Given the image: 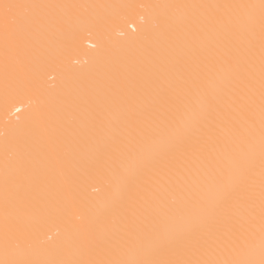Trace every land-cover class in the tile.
Listing matches in <instances>:
<instances>
[{"label": "snow or ice", "instance_id": "snow-or-ice-1", "mask_svg": "<svg viewBox=\"0 0 264 264\" xmlns=\"http://www.w3.org/2000/svg\"><path fill=\"white\" fill-rule=\"evenodd\" d=\"M22 99L0 132V264H264V0H0V108Z\"/></svg>", "mask_w": 264, "mask_h": 264}, {"label": "bare ground", "instance_id": "bare-ground-1", "mask_svg": "<svg viewBox=\"0 0 264 264\" xmlns=\"http://www.w3.org/2000/svg\"><path fill=\"white\" fill-rule=\"evenodd\" d=\"M25 2H42V3H240V2H254L258 3V0H25ZM143 13L139 10L130 12L127 16V21L118 27H114L110 30L109 38L112 41L120 42L131 34L133 27L140 26V16ZM131 29V30H130ZM96 42L95 36H89L86 32L81 36L80 41L76 49L71 52L65 58V64L74 70L87 68L94 56V50L89 47L91 44ZM88 46V47H87ZM56 75L52 73L47 77L46 84L49 87H53L59 83L58 79H53ZM16 107L20 108L21 111L17 112L15 108L10 107L7 113L0 108V132L3 131L4 121L8 119L13 123L19 121L20 124L25 123L29 117L30 109L27 106V100L22 99L16 102ZM3 159L2 140H0V161ZM164 162H160V166H163ZM149 174H145L141 177V182L147 181ZM80 192L85 201L89 204L100 207L107 203L105 197L107 193L106 183L102 178L90 177L85 178L80 186ZM112 197L118 198V194L115 189L112 191ZM64 224L59 220H52L46 223L42 230V238L52 236L56 238L58 234H63Z\"/></svg>", "mask_w": 264, "mask_h": 264}, {"label": "rangeland", "instance_id": "rangeland-1", "mask_svg": "<svg viewBox=\"0 0 264 264\" xmlns=\"http://www.w3.org/2000/svg\"><path fill=\"white\" fill-rule=\"evenodd\" d=\"M131 30V29H130ZM88 47V46H87ZM90 47V46H89Z\"/></svg>", "mask_w": 264, "mask_h": 264}]
</instances>
